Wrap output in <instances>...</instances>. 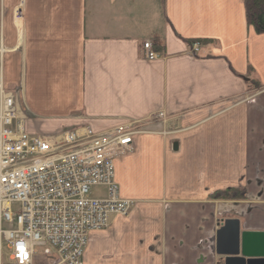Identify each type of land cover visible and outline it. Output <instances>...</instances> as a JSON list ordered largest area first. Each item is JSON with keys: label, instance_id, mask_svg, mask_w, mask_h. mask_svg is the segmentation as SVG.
<instances>
[{"label": "crops", "instance_id": "obj_1", "mask_svg": "<svg viewBox=\"0 0 264 264\" xmlns=\"http://www.w3.org/2000/svg\"><path fill=\"white\" fill-rule=\"evenodd\" d=\"M0 42L29 134L144 124L114 161L132 211L91 233L85 264H224L225 220L264 232V34L244 0H0Z\"/></svg>", "mask_w": 264, "mask_h": 264}, {"label": "built area", "instance_id": "obj_2", "mask_svg": "<svg viewBox=\"0 0 264 264\" xmlns=\"http://www.w3.org/2000/svg\"><path fill=\"white\" fill-rule=\"evenodd\" d=\"M199 50L193 44V52ZM5 52L0 42V56ZM143 56L159 58L149 42ZM164 118L159 112L147 121ZM143 126L131 121L104 133L84 128L30 135L0 73V264L5 256L13 264H33L40 252L55 264H84L91 233L131 212L134 202L119 195L114 159L147 133ZM97 187L105 189L104 198L92 197Z\"/></svg>", "mask_w": 264, "mask_h": 264}, {"label": "water", "instance_id": "obj_3", "mask_svg": "<svg viewBox=\"0 0 264 264\" xmlns=\"http://www.w3.org/2000/svg\"><path fill=\"white\" fill-rule=\"evenodd\" d=\"M216 253L224 264H264V232H241L238 220H225L216 233Z\"/></svg>", "mask_w": 264, "mask_h": 264}, {"label": "trees", "instance_id": "obj_4", "mask_svg": "<svg viewBox=\"0 0 264 264\" xmlns=\"http://www.w3.org/2000/svg\"><path fill=\"white\" fill-rule=\"evenodd\" d=\"M246 22L252 27L257 34H264V0H244ZM205 43V41H202ZM207 43V42H206ZM262 86L257 83L254 89H261ZM235 191L227 190L225 192H217L211 197L215 199L232 198Z\"/></svg>", "mask_w": 264, "mask_h": 264}, {"label": "rangeland", "instance_id": "obj_5", "mask_svg": "<svg viewBox=\"0 0 264 264\" xmlns=\"http://www.w3.org/2000/svg\"><path fill=\"white\" fill-rule=\"evenodd\" d=\"M261 89H264V88H261ZM261 89H260V92H262ZM91 193L94 197L104 196L105 195V189L102 187H97V188H94ZM3 264H11L10 261L8 260V256H5Z\"/></svg>", "mask_w": 264, "mask_h": 264}]
</instances>
